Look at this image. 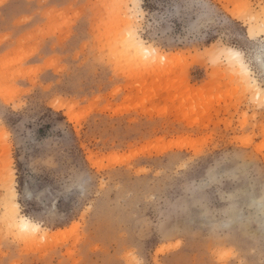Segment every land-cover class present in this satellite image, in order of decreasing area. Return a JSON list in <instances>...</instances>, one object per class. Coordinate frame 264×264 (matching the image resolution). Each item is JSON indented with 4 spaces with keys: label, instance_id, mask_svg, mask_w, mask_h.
I'll list each match as a JSON object with an SVG mask.
<instances>
[{
    "label": "rangeland",
    "instance_id": "1",
    "mask_svg": "<svg viewBox=\"0 0 264 264\" xmlns=\"http://www.w3.org/2000/svg\"><path fill=\"white\" fill-rule=\"evenodd\" d=\"M250 13L264 0H0V264H264V114L221 52ZM137 14L162 62L127 46Z\"/></svg>",
    "mask_w": 264,
    "mask_h": 264
},
{
    "label": "snow or ice",
    "instance_id": "2",
    "mask_svg": "<svg viewBox=\"0 0 264 264\" xmlns=\"http://www.w3.org/2000/svg\"><path fill=\"white\" fill-rule=\"evenodd\" d=\"M122 7H124V5H122ZM126 7L132 8L133 6L127 5ZM248 7V5L241 6V18L244 19L245 23H250L247 12ZM130 19L135 20L136 23L129 25L127 31V46L136 49L138 53L142 54V59L145 64L149 61L154 64L157 59L162 62L164 60L163 54L143 38L141 28L136 26L140 20L139 14L130 17ZM249 50H255L258 54V71L254 69L253 64L248 58ZM227 52L229 71L234 77V83L239 93L240 104L238 107L243 105L245 101H248V96L252 91H256L259 101V111L261 114H264V100H259V97L264 96V14H261L256 28L249 27L248 35L245 38V45L237 49L229 48ZM212 62H216L215 56H213ZM245 117H247V112H245ZM244 123H247L246 119ZM238 139H240L242 143L247 142L246 137H240ZM262 187H264V182H262ZM260 213L262 221H264V198L260 200ZM9 226H15L18 229L17 235L20 237H34L42 231L43 222L33 221L32 219L22 216L20 205L14 200L11 203ZM230 254V250L220 251L218 253L219 259L217 264H223L225 257L230 256ZM128 257L127 264H145V262L138 257L135 250L129 252Z\"/></svg>",
    "mask_w": 264,
    "mask_h": 264
},
{
    "label": "bare ground",
    "instance_id": "3",
    "mask_svg": "<svg viewBox=\"0 0 264 264\" xmlns=\"http://www.w3.org/2000/svg\"><path fill=\"white\" fill-rule=\"evenodd\" d=\"M247 11L249 12L250 10H249V8H247ZM251 12V11H250ZM250 16H251V19L250 20H253V22H254V24H252L251 25V27H257L258 26V22H259V19H260V15L258 14V13H250ZM124 38H128L127 37V35H125L124 36ZM127 40V39H126ZM230 48V47H229ZM228 47L227 48H222L221 49V52H222V54H223V57H224V59H226L227 61H228V52H227V49H229ZM131 49H133L134 51H136L137 52V50L136 49H134V48H131ZM163 54V53H162ZM163 56H164V60L165 59H167V56H168V54H163ZM157 60H159V59H157ZM160 61V60H159ZM253 94H254V96H256L257 97V92L256 91H253ZM2 95V97H6L5 96V94H1ZM261 97H263V96H261ZM55 105V104H54ZM65 104H64V102L62 103H57L56 102V105H55V108L56 107H59V106H64ZM70 113V112H69ZM181 147L180 145H179V143H177V142H172V143H169V144H167L166 146H165V149H169V148H173V147ZM145 150H147V149H144V150H142V151H140V152H136L133 156H135V155H137V154H139V153H143V152H145ZM161 151V150H160ZM163 151V150H162ZM88 159L93 163V166H95V165H97V163H98V160H96V159H93V157L90 155V156H88ZM125 159H123V158H121V159H117V160H115L114 161V163H123V161H124ZM99 168V167H98ZM101 168V167H100ZM13 177L11 176L10 177V179H12ZM15 197H16V190H14V187H11V189H10V196L9 197H5L4 198V207L6 208V219H7V221L9 222V215H10V213H11V203H12V201H16V199H15ZM17 202V201H16ZM18 203V202H17ZM22 216H24V215H22ZM25 217H27V216H25ZM27 218H29V217H27ZM30 219V218H29ZM58 232H61V230H58V231H55V232H52V233H48L47 231H44L42 234H43V237H53V236H55V235H57V233Z\"/></svg>",
    "mask_w": 264,
    "mask_h": 264
}]
</instances>
